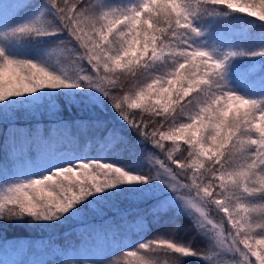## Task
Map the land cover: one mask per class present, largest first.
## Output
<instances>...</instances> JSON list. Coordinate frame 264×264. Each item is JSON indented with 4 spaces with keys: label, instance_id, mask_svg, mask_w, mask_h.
Returning <instances> with one entry per match:
<instances>
[{
    "label": "snow or ice",
    "instance_id": "6c2138e0",
    "mask_svg": "<svg viewBox=\"0 0 264 264\" xmlns=\"http://www.w3.org/2000/svg\"><path fill=\"white\" fill-rule=\"evenodd\" d=\"M50 4L59 25L49 29L41 16L8 31L22 35L67 31L76 42L72 60L76 75L12 57L0 46V101L44 88H96L129 125L166 153L165 159L153 157L163 172L134 174L113 163L81 160L10 186L0 196V219L25 215L56 219L95 192L125 182L163 179L199 214L201 226L213 231L236 256L227 264H264V97L247 99L226 87V64L237 52L217 58L191 42L192 34L200 31L194 23L197 13L236 4L232 0H129L121 5L50 0ZM238 10L264 21V0H244ZM239 54L262 55L264 50ZM84 61L91 69L81 75ZM165 141L173 145L168 147ZM181 142L186 155L175 156ZM45 187L51 190L47 194ZM217 210L227 214L231 228H224L223 217L221 223L213 222L210 217ZM157 248L197 254L167 239L139 247L147 250L149 264Z\"/></svg>",
    "mask_w": 264,
    "mask_h": 264
},
{
    "label": "trees",
    "instance_id": "16d2710c",
    "mask_svg": "<svg viewBox=\"0 0 264 264\" xmlns=\"http://www.w3.org/2000/svg\"><path fill=\"white\" fill-rule=\"evenodd\" d=\"M103 2L121 5L129 0ZM243 3L244 0H236L235 8L221 4L216 9L197 13L194 23L200 31L192 34L191 42L196 47L206 45L204 49L217 58H223L229 51L237 52L226 64V87L247 99H258L264 97V85H256L258 81L264 84V54L239 53L264 50V21L239 12ZM23 5L16 17L45 6L50 19L47 27L52 29L60 24L50 0H25ZM16 39L21 46L29 48V55L15 58L51 66L55 57H59V70L72 77L76 75L72 63L76 42L67 31L49 35L16 33ZM37 51H51V57L36 59L33 53ZM83 68L81 75L89 74L91 65L84 61ZM245 83L253 85L244 88ZM52 95L47 107L54 112L36 116L30 110H11L0 101V175L12 176L18 168L39 170L51 159L63 161L64 166L81 160H99L134 174L163 172L153 157L165 159L166 153L129 125L98 89L58 88ZM130 111L140 113L139 109ZM257 122L261 123L258 119ZM165 145L170 147L173 142L165 141ZM185 147L181 142L174 155H186ZM173 195L163 179L125 182L93 193L56 219H35L30 215L0 219V264H101L105 260L111 264H149L147 250L140 251L144 260L137 255L127 259L121 256L140 247L142 241L165 239L188 246L197 254L184 255L157 248L151 264H219L210 257L218 251L216 239L199 225L195 215L170 201ZM224 227L229 225L224 223ZM16 246L27 250V258L15 251ZM95 251H99V259H83ZM42 254V262L37 261L36 257Z\"/></svg>",
    "mask_w": 264,
    "mask_h": 264
},
{
    "label": "rangeland",
    "instance_id": "374dc122",
    "mask_svg": "<svg viewBox=\"0 0 264 264\" xmlns=\"http://www.w3.org/2000/svg\"><path fill=\"white\" fill-rule=\"evenodd\" d=\"M24 3H25V0H2V2H0V46L4 47L8 55L14 56V57H19L21 55L22 56L29 55V48L21 46V44L19 43V40L16 39V34L9 32L8 29L14 28L17 25H20L26 22H31L35 20L37 17H41V16L47 22L50 21V19L47 17L48 8H46L45 6L38 7L35 11L33 10L32 12H27V13H24L16 17L17 11L21 7L24 6L23 5ZM202 47L206 48L207 46L202 45ZM33 54L36 59H45L46 57H51V51H37ZM62 59H64V56H62ZM50 65L52 67H56L59 70L58 65L61 66L60 58L55 57V62H52ZM68 75L72 77L70 74ZM251 85H253V83H245L243 87L248 88ZM256 85L257 87H262L264 84L258 81L256 82ZM57 89H51V88L38 89L34 93H28V94H23L21 96L9 97L6 100L8 104L5 101L3 102L11 110H14L17 108L30 110L34 114V116L40 115L42 113H49V112L53 113L54 112L53 109L51 107L48 108L47 106H48V103L51 102V100H53L52 94ZM257 124H259V122H257ZM55 166L63 167L64 163L61 160L51 159L47 165H42V168L39 170H35L36 167H32V169H29V170H22L21 168H18L12 176L0 175L1 177L0 178V196L5 195L7 189L13 184H17L21 182L26 183L31 179H38L40 176L49 174L52 171H54L56 169ZM48 191H51V190L45 187V194H47ZM29 195H32V193L29 192ZM53 195H55V193H53ZM170 201L174 205H177L178 207L184 210H187L191 214L195 215L199 221V214L195 212V210L188 207L186 203L182 199H180L178 196L173 195L172 197H170ZM221 217L224 218L223 225L225 223L229 225V227L231 228V224L227 222V214L223 212H218L217 210V212L215 211V213H212V216L210 218L213 219L214 223L219 224L222 222ZM199 225L201 226L200 222H199ZM202 227L206 228L207 231L211 235H213L217 241L218 251L214 252L210 256L211 259H213L212 261L218 262L219 264H227L229 260L236 259V256L218 241L213 231H211L207 226H202ZM229 227H224V228L227 230L229 229ZM126 241H129V240H126ZM144 243H146V241L141 242V244H144ZM141 250L143 249H139V247H137L136 249H132L131 251L123 252L125 255H122L121 257H125L127 259V257L129 256L137 255L138 259L144 260L143 254L140 252ZM15 251H17L18 254L24 259L27 258L28 256L27 250L20 246H16ZM36 258H38L37 261L42 262L41 260H43L44 255L42 254L41 256L36 257ZM69 258L73 260V254H70ZM88 258L99 259L100 258L99 251H95L90 256L88 255L83 256V259H88ZM132 258H134V256ZM116 259L119 260V258H116ZM101 264H111V262L105 260Z\"/></svg>",
    "mask_w": 264,
    "mask_h": 264
},
{
    "label": "clouds",
    "instance_id": "9594fccd",
    "mask_svg": "<svg viewBox=\"0 0 264 264\" xmlns=\"http://www.w3.org/2000/svg\"><path fill=\"white\" fill-rule=\"evenodd\" d=\"M233 3H236V0H232Z\"/></svg>",
    "mask_w": 264,
    "mask_h": 264
}]
</instances>
